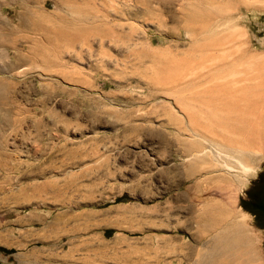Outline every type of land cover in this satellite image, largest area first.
I'll return each mask as SVG.
<instances>
[{
  "label": "rangeland",
  "instance_id": "rangeland-1",
  "mask_svg": "<svg viewBox=\"0 0 264 264\" xmlns=\"http://www.w3.org/2000/svg\"><path fill=\"white\" fill-rule=\"evenodd\" d=\"M26 1L0 0V264H202L214 201L264 259V0Z\"/></svg>",
  "mask_w": 264,
  "mask_h": 264
},
{
  "label": "bare ground",
  "instance_id": "bare-ground-1",
  "mask_svg": "<svg viewBox=\"0 0 264 264\" xmlns=\"http://www.w3.org/2000/svg\"><path fill=\"white\" fill-rule=\"evenodd\" d=\"M32 1V0H31ZM87 1V0H86ZM24 2V0H23ZM22 2V3H23ZM28 1H26V3H24L25 5L27 4ZM23 6V5H22ZM21 7V6H20ZM24 9V8H23ZM27 6L25 8V10L27 11ZM195 10V9H194ZM22 11V10H21ZM24 11V10H23ZM22 11V12H23ZM30 11V10H28ZM27 11V12H28ZM21 12V13H22ZM36 12V11H34ZM43 12V11H41ZM40 12V13H41ZM198 12L199 11H195ZM194 12V13H195ZM193 14V12H192ZM193 15H197V14H193ZM24 16V15H23ZM39 16H43L39 15ZM198 16V15H197ZM192 17V16H190ZM189 17V18H190ZM196 17V16H195ZM21 18L22 17L21 15ZM193 18V17H192ZM8 20V19H7ZM23 21H25V18L22 19ZM190 28V27H189ZM203 28V27H202ZM188 29V28H187ZM189 31V29H188ZM194 31V30H193ZM204 30H201V32H203ZM196 32V30H195ZM194 33V32H193ZM199 38V37H198ZM201 42L200 40H196L195 44H199ZM194 44V45H195ZM196 46V45H195ZM149 47V46H148ZM22 52V51H21ZM155 52V51H154ZM8 54V53H7ZM22 54V53H21ZM20 57V56H19ZM14 64V63H13ZM11 64L9 65L7 68H3L4 70L7 69H12L14 68V65ZM16 66V64H15ZM213 68V67H212ZM210 71V70H209ZM192 73V72H191ZM190 73V74H191ZM199 73V72H198ZM197 74V73H196ZM196 74H191L192 77L196 76L195 78H192L191 76H189V74L183 75L184 78H188V76L191 78L188 79V83L185 84L187 85L189 88L195 84H198V82H201L202 80L200 79L201 77L205 79V82L208 81L209 83H211L212 80H217V77H214V79L212 78L213 76H211L210 72H206L204 75H196ZM188 75V76H187ZM182 77V78H183ZM181 78V77H180ZM198 79H200L198 81ZM213 82V81H212ZM184 85V86H185ZM190 85V86H189ZM213 87H218V82L214 81L212 84ZM209 90V95L205 98V113L206 115H208L211 118H218V114L219 110L218 108H220L218 106H214L216 105L215 101L217 98H220L219 96H221L222 94H219L218 89L213 90V88L208 87ZM208 93V92H207ZM214 94V95H213ZM199 95V94H198ZM225 95V94H224ZM195 97V95H193ZM224 98V97H223ZM204 99V97H203ZM222 99V98H221ZM253 100V99H252ZM219 101V100H217ZM220 103V102H218ZM222 106L225 104H221ZM234 105V104H233ZM189 106V104H188ZM197 106V105H196ZM190 107V106H189ZM193 107V106H191ZM195 108V107H194ZM193 109V108H192ZM262 110V109H261ZM49 111V110H48ZM51 111V110H50ZM49 111V112H50ZM248 112V111H247ZM51 117H52V112H50ZM226 113V112H225ZM226 115V114H225ZM224 116V114H223ZM229 116V114L227 115ZM225 117V116H224ZM224 117L222 119H224ZM221 118V117H220ZM230 118V117H229ZM228 118V119H229ZM219 119V118H218ZM242 119V118H241ZM225 120V119H224ZM232 120V119H231ZM229 120V121H231ZM235 120V118H234ZM238 120V119H237ZM236 120V121H237ZM227 121V120H226ZM239 121V120H238ZM242 121V120H241ZM224 122V121H223ZM245 122V121H244ZM221 123V121H220ZM243 123V122H242ZM225 124V123H224ZM240 125V124H239ZM246 125V124H245ZM243 127V126H242ZM194 128V127H193ZM190 129V128H189ZM197 129V128H196ZM204 130L207 131L206 128L203 127ZM9 130V129H8ZM193 131V130H192ZM198 131V130H196ZM209 132V131H208ZM212 132V131H211ZM214 132V131H213ZM1 133V132H0ZM14 133V132H13ZM196 135H198L197 139L199 138H203L206 137V135L204 136L205 132H194ZM217 135V134H216ZM209 139V138H208ZM203 140H205V138H203ZM210 140V144L209 147L211 150V152L213 153H218L219 154V158L221 157L220 155H222L221 159L224 160L226 155H234L235 152H239L238 154V158H239V163H240V167L241 169V173L238 174V176H236L232 181H235L237 184L239 185H243L244 181L242 180V178H245V180L247 179V177L249 176V173L252 171L251 166L249 165L250 162L253 160V157H251V154H249V152L247 150H237L236 148H234L232 145L230 146V144L228 146H225L224 149L218 147L220 145H217V142H214L213 140ZM212 141V142H211ZM208 142V141H207ZM204 143V142H203ZM203 143L197 144L195 146L191 147H186L184 150V153H192L194 151V153H201L204 151V149L208 146V143L206 144V146L203 145ZM222 144V143H220ZM213 146V148H212ZM215 147V148H214ZM207 150V151H208ZM206 151V149H205ZM209 152V151H208ZM192 153V154H194ZM202 154V153H201ZM205 153H203L204 155ZM207 154V153H206ZM205 154V155H206ZM196 155V154H195ZM216 155V154H215ZM213 155V156H215ZM225 155V156H223ZM193 156V155H192ZM192 156H190L192 158ZM208 156V155H206ZM228 156V157H231ZM217 157V155H216ZM227 157V156H226ZM218 158V159H219ZM216 159V158H215ZM216 159V160H218ZM230 159V158H229ZM220 160V159H219ZM201 161V160H200ZM221 161V160H220ZM225 161V166H229L232 164L227 165L226 164V160ZM232 161V159H231ZM234 162V161H233ZM228 163V162H227ZM230 163V162H229ZM206 164V163H205ZM224 166V165H223ZM189 167V166H188ZM196 167V166H195ZM230 167V166H229ZM228 167V168H229ZM235 166H233L234 168ZM190 168V167H189ZM232 168V167H230ZM192 169V168H191ZM213 170V169H212ZM231 170V169H230ZM192 171V170H190ZM210 171V170H209ZM226 171V170H225ZM194 172V171H193ZM233 174V173H232ZM235 174V173H234ZM231 175V174H230ZM237 175V174H235ZM228 176V174H227ZM232 176V175H231ZM230 176V177H231ZM229 177V176H228ZM226 177H222V178H229ZM233 177V176H232ZM231 177V178H232ZM230 180V179H229ZM206 214L205 216L200 219V230L204 235H207V237L211 236L209 235V232L211 230V232H213L212 230H215L214 234V238L211 237V240L213 239V243L211 245H207L206 251L203 253L202 255V264H264V259L263 257L260 255L261 253H259V249H258V242L256 237L252 234V232L248 229V227L245 225L244 223V218L242 216H240V214L235 213L233 210L228 209L225 205H223L220 202H216L214 201L213 203L209 204V206L205 209ZM209 231V232H208ZM211 234V233H210ZM204 237V238H203ZM203 240L205 239V236L201 237ZM208 240V239H207ZM206 240V241H207ZM202 242V241H200ZM208 242H211L210 239ZM207 244V243H206ZM205 244V245H206ZM202 245V244H201ZM201 247H204L201 246ZM200 247V248H201ZM205 247L203 248L202 251H204ZM201 253V252H200ZM213 260V261H212ZM212 262V263H211Z\"/></svg>",
  "mask_w": 264,
  "mask_h": 264
}]
</instances>
